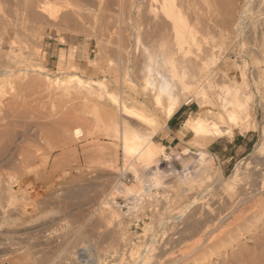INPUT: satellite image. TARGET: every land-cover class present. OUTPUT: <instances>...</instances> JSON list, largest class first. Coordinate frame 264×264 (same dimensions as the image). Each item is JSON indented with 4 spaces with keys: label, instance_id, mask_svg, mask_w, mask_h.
Here are the masks:
<instances>
[{
    "label": "rangeland",
    "instance_id": "rangeland-1",
    "mask_svg": "<svg viewBox=\"0 0 264 264\" xmlns=\"http://www.w3.org/2000/svg\"><path fill=\"white\" fill-rule=\"evenodd\" d=\"M31 1L35 4L32 16L26 14L25 8H20L24 6L23 0H0V124L2 120L4 124L10 121L9 127H14L9 132L12 137H19H11L15 145L10 141H5L10 146L4 143L6 147L17 146L11 148V155L16 154L17 149L22 151L31 147L24 150L33 161L30 160L28 170L37 171V180L39 175L44 177L39 183L35 182L33 190H38L37 197H45V201L35 203V196L30 194L29 200L19 190L11 191V197L1 196L2 218L6 215V220H13L14 225L22 228L16 235L21 239L14 241L15 238H10L13 242L0 252V264H33L46 257L55 258V262L62 261L64 247L73 243L76 250L97 245L96 251L100 252L105 243L100 242L99 236L116 230L131 244L145 247L151 236L159 231L166 216L171 211L181 210L183 203L193 197V192L196 194L198 189L216 183L217 176H221L222 186L215 187L229 191L240 183L247 170L256 166L258 156L264 155V148H256L264 131V109L257 97L248 121L252 129L245 134L238 131L233 134V137L246 135L253 146L230 161L227 158L231 151L225 152L221 161L205 150L213 140L203 147L191 135L182 138L179 135L182 144L172 157L163 150L169 161L161 154L155 158V163L150 164L127 157L118 134L127 129L141 139L149 135L152 143L160 146L155 136L167 129V123L163 127L158 121L163 115V107L171 99L181 102L179 108H189L188 118L200 113L205 120H210L213 75L200 79L194 72L189 74L190 71L181 68L172 72L169 67L172 60L162 56L149 57L148 0H45L44 8L40 9V0ZM199 2L202 1L195 0L189 10L181 4L180 16L187 21L184 33L189 27L200 28L204 22L206 27L214 26L211 14L204 11L205 17L201 16L203 5ZM212 29L199 36V46L195 49L200 51L217 39ZM51 48L56 50L51 52ZM233 55L230 51L223 57L206 58L201 63L210 70L221 66L234 76L240 73L243 63L241 59L235 61ZM40 71L45 74L38 73ZM72 75H77L81 83L71 78ZM100 83L105 90H99L97 85ZM89 89L95 94L88 95ZM158 92L159 101L156 100ZM114 100H121L126 107L141 112L147 120L131 114L122 115ZM233 137L221 140L226 143ZM184 149L192 150L197 157L183 155ZM7 150L2 151L0 157ZM7 152L2 157L4 159L0 158V179L17 173L4 166L6 162L3 161L11 156ZM203 154L209 160L200 164L198 159ZM127 163L135 166L139 183L131 171L123 173ZM236 166L240 168V177L232 181ZM187 172L186 178L184 173ZM121 184L146 193L139 197L113 195V189ZM6 209H13V216L7 215L9 211L5 214ZM245 216L239 226L246 231L245 234L234 229L231 234L234 237L217 242L216 253L208 252L206 257L202 256L204 259L199 258L201 261L189 259L185 264H264V208ZM2 218L0 216L1 221ZM9 246H13L12 249ZM14 246L18 248L14 249ZM75 262L86 264V257H78ZM65 263L69 261L63 260L61 264Z\"/></svg>",
    "mask_w": 264,
    "mask_h": 264
},
{
    "label": "bare ground",
    "instance_id": "bare-ground-1",
    "mask_svg": "<svg viewBox=\"0 0 264 264\" xmlns=\"http://www.w3.org/2000/svg\"><path fill=\"white\" fill-rule=\"evenodd\" d=\"M30 1L31 0L29 1L23 0L24 6L23 5H22L23 7L20 6V8L22 9L25 8L26 14L29 15L33 13L32 9L35 5L32 3V1L31 2ZM201 1L202 2H199L203 5V6L201 5L202 6L201 11L203 12L201 13L202 14L201 16H204V11H207L205 13L211 14V17L213 18V20H215L214 26L206 27L204 25L205 23L204 22L203 26L199 25L200 28L199 27L198 28L200 30L197 27H196L197 29H195V27H193L194 29H191L189 27L186 33H184L183 30L184 28H186L187 21L185 20L186 19L185 17L180 16L181 4H183L185 10H189L191 8V5L195 3V0H148L147 11L149 14L148 25L150 29V34L147 33V35H149L148 37L149 39L147 41L148 42L147 44H149L148 45L149 48L147 53L150 58H156L162 56L163 58L172 60L169 65L172 72H176L181 68L182 70H185V72L190 71L189 74L194 72V74L200 79H203L204 77H210V76L212 77L213 75V80H212L213 81L212 83L213 112L209 113L210 111H208V113L211 115L210 116L211 119L208 120L207 118L205 120L202 114L197 113L198 114L197 116L189 117L184 122L182 126L183 130L180 133L181 138L186 135H191L192 137L196 138V140L199 141L198 143L201 146L204 147L212 140L214 141L221 138L231 139L233 137L234 131H238L241 134H245L250 129H252V126L249 125L248 121L250 120L251 110L255 104V98L259 97L260 99L259 101H261L259 103L263 105V109H264V0H201ZM38 2L40 3L39 5L44 6V4L47 1L40 0ZM41 6H38V8L39 9L44 8L43 6L42 7ZM59 10H62V8L59 7ZM207 16L209 15H206V17ZM198 19L203 20V17L202 18L200 17ZM209 22H211V20ZM199 23L201 24L202 22L199 21ZM209 29H212L215 32L217 39L215 38L214 39L215 41H213L212 44H209L207 47L200 49V51L199 49H195L197 48L199 42L198 41L199 36L203 34V32H210ZM230 51L234 54L233 59L235 61L238 59L242 60L243 66L241 67L242 68L241 71L239 70L240 73L231 76L229 73L225 72L221 66L214 67L213 70L208 69V67L207 68L203 67V63L201 62H203L206 58L213 57L216 59V56L223 57V55H226L228 52L230 53ZM132 58H134V56ZM38 73L42 75L45 74L42 71ZM195 75L194 77H196ZM71 78L77 80L78 83H81L77 75H72ZM87 85H89V83ZM182 85H186V84L182 83ZM97 86L99 90L102 88H104L105 90V87L101 88V83L98 84ZM92 90L89 89V91H87V94L90 96L92 94H95V92ZM253 90H255V92ZM105 93L107 94V92ZM159 95L160 93L158 92L156 97L157 101H159ZM180 103L181 102L171 99V101L163 107V115L158 121L159 125H163V127H166V123L172 118V116L178 110ZM114 105H117L118 108H120V111L124 116L127 114H131L140 119L147 120L146 117H144L141 112L135 111L133 109L131 110L130 108L126 107L124 102H122L121 100H114ZM262 112L264 111L262 110ZM204 113L205 112H203V114ZM208 113L206 112V114ZM106 116L107 118H109L107 114ZM7 117L8 116L6 117L4 116V118ZM11 117H13V115ZM11 117L9 118L11 119ZM14 117L16 116L14 115ZM1 119H3V117H1ZM5 123L7 124H4L2 120V123L0 124V156L2 155L1 153L2 151L4 152V150H7L6 148H9L7 150L9 153L11 148H15V149L17 148V146L16 147L5 146V144H8L5 143V141H10L11 143L13 142V140L11 139L12 135L11 132H9V129L14 127V126H12L11 128L9 127L10 124L8 125V123H10V121H6ZM7 129L10 135L7 133ZM184 131L186 133H184ZM14 132L17 133L15 130ZM118 135H119L118 137L121 148L127 157L137 158L138 161H143L147 164H150V163H155L156 161L155 158L158 156V154H161V156L165 158L166 161H169V156L163 153L162 147L156 146L152 143L151 136L147 135L146 137H143L141 139L139 136L130 133L127 129L122 130ZM12 138L15 139L16 136ZM17 138L19 137L17 136ZM142 141H146V142L142 144ZM19 148L21 147L19 146ZM28 148L23 149L22 151L21 149H17L16 154H14L15 156L11 155L13 152L11 150L12 152L9 154L11 156L7 157V159L3 161L4 164L6 162V165L4 166H8L7 168H12L11 170L14 169L15 172L17 173H14L13 175H8L6 178L0 179V200L2 199L1 196H4L3 198H6L7 196L11 197V191L13 190H16V192L17 190H19V192L23 191V193L25 194L23 195L27 196L28 198L32 195L35 196V199H33L35 200V203L39 202L40 200L41 201L44 200L45 197L42 199L37 197L36 191L38 192V190L36 189L33 190V188H36L35 182L37 183L40 179L42 178L44 179V177L42 175H41L42 177L39 175L38 179L39 177L40 179L37 180L36 179L37 171L33 172L32 170H28L29 169L28 165H30L29 162L30 160L32 161V158L29 159L30 156L26 154V152H24V150H28ZM154 148H157L158 150ZM256 148L258 150L264 148V131L262 132L261 139ZM7 151H5L4 155L6 154ZM29 151L31 152L30 149ZM182 154L195 155L196 153L192 152V150L190 149H184L182 151ZM207 160L209 159L208 157H206L205 154L200 155L198 159L200 164L206 163ZM32 164L33 163H31V165ZM255 165H256L255 167H251V169L249 170L246 169L247 173L246 175L244 174L245 176L242 179L240 178V183L238 185H235L229 191H224V189L223 191H221L220 188L215 187V186L218 187L219 185L222 184L221 176L220 177L217 176L216 183L214 182H212L213 184L210 183V185H213V187H211L208 183L209 186H207V188L205 189L203 188V190L198 189L196 194L193 192L194 194L193 197L190 196L191 197V198L189 197L190 199H187L185 202L183 201L184 206H182L181 210L177 212L171 211L166 216L165 220L162 223L161 228L160 229L158 228L159 231L157 230L151 236L145 247L135 246L131 244V242H129L128 239L127 241L125 237L121 236L122 234L120 235L117 232V230L111 232L108 231L109 233L106 232H104L106 234L102 233L103 236L101 235L102 236L101 238L99 236L100 242L105 243V247H102L103 248L102 251L100 252L96 251L95 246L97 245H92V247L88 249H86L87 248L86 247L83 250L81 248H78V250H76L74 245L75 243L71 244L70 246H68L67 244L68 247L67 246H66L67 248L64 247L66 250L63 255L64 257L62 258V261L63 260L69 261V263H65V264H76L75 261L77 260V258L84 256L86 257V261H87L86 264H185L189 259L193 260L194 262L199 260L201 261V259L199 258L204 259V257L202 256L206 257L208 252L216 253L217 245L219 241H224L225 238L230 236L234 237V235H231L234 229H237V231H239L240 234L242 232H244L243 234H245L246 231L244 229H240L239 227L241 225V222L245 221L244 218L246 217L245 214L249 215L250 213L257 212L258 209L264 208V155L261 157L258 156ZM126 170L131 171L135 176L136 183H139V177L135 171V166L131 163H127L123 173ZM239 170L240 168L236 166L233 175L231 177L232 181L240 177ZM10 172L7 173L10 174ZM188 173L189 172L184 173V176L186 178ZM45 182L46 181H44V183ZM16 192L15 194H17ZM112 192L113 195L121 196V197L131 196V195H135L139 197L142 194L146 193L141 189L135 191L134 187L126 186L124 184L118 185L113 189ZM2 193L5 194L6 196L2 195ZM19 196L21 197V194ZM24 196H22V198H24ZM46 197L49 196L47 195ZM6 200H8V198ZM7 204H9V202ZM1 205L3 204L1 203ZM1 210L3 211V209ZM12 210L10 211L8 210L9 211L8 212L6 209V212L4 213L6 214L8 212L7 215L9 213L11 214ZM12 213L15 212L12 211ZM11 215L8 216L11 217ZM0 216L1 218L3 216L1 215V212H0ZM6 218L7 217L5 215V217L2 218L3 221L0 220V223L2 222L1 225H3L2 229L0 226V252L8 248L10 238L11 240L15 238L13 239L14 241L16 240V238H18L19 240L21 239L16 235L18 234V232L22 227L21 226L17 227L18 225L16 226L12 223L13 220L12 221L8 219L6 220ZM4 224L6 225L5 227ZM98 225L99 227L101 226L100 224ZM3 227L6 229L4 230ZM10 246L9 249H12L13 246L11 248ZM15 248L16 247L14 246V249ZM78 252H80V254H78ZM54 259L52 260V258L46 257L45 259L39 261L36 260V263L34 262L33 264L62 263V261L55 262Z\"/></svg>",
    "mask_w": 264,
    "mask_h": 264
},
{
    "label": "crops",
    "instance_id": "crops-1",
    "mask_svg": "<svg viewBox=\"0 0 264 264\" xmlns=\"http://www.w3.org/2000/svg\"><path fill=\"white\" fill-rule=\"evenodd\" d=\"M55 50V48H51V52ZM190 113L191 111L187 106H181L175 112L172 118L167 122V129L159 132L155 136L156 138H158L157 144L163 147L165 154H168L172 157L176 151L178 152L179 149L176 148L182 144L179 139L180 132L182 131V124L187 120ZM252 146V140H249L246 135H238L237 137L234 136L231 141H228L226 143H223L221 139L213 141L206 147L205 150L207 154H209L210 156H214L221 161L225 158L224 153L227 151H231V155H229L227 158V161H230L238 153L250 150ZM169 150L173 151L168 152ZM195 156L197 157V154H195Z\"/></svg>",
    "mask_w": 264,
    "mask_h": 264
}]
</instances>
